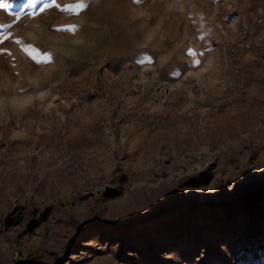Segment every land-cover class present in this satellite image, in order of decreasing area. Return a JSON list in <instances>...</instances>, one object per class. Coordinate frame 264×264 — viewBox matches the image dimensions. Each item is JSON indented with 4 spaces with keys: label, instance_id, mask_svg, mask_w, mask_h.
Here are the masks:
<instances>
[{
    "label": "rangeland",
    "instance_id": "obj_1",
    "mask_svg": "<svg viewBox=\"0 0 264 264\" xmlns=\"http://www.w3.org/2000/svg\"><path fill=\"white\" fill-rule=\"evenodd\" d=\"M0 2V100L20 102L0 111V264H264L251 0H215L206 62L177 77L135 44L207 0Z\"/></svg>",
    "mask_w": 264,
    "mask_h": 264
},
{
    "label": "crops",
    "instance_id": "obj_2",
    "mask_svg": "<svg viewBox=\"0 0 264 264\" xmlns=\"http://www.w3.org/2000/svg\"><path fill=\"white\" fill-rule=\"evenodd\" d=\"M209 10L194 2L186 10V18L174 19L175 27L166 23L164 7L141 32L143 38L135 44L132 60L138 64L153 65L158 71L177 77L188 70L201 68L208 55V40L215 25L212 11L215 0H207ZM168 27V28H167ZM196 60L200 64L195 63ZM41 90V87H38Z\"/></svg>",
    "mask_w": 264,
    "mask_h": 264
},
{
    "label": "snow or ice",
    "instance_id": "obj_3",
    "mask_svg": "<svg viewBox=\"0 0 264 264\" xmlns=\"http://www.w3.org/2000/svg\"><path fill=\"white\" fill-rule=\"evenodd\" d=\"M137 3H141L142 0H136ZM37 5V0H21L20 4H19V9L18 11H16L15 15H16V19H19L20 18V15L21 13H26L28 9H32V8H35ZM6 6L8 7H12V5H6L5 3L3 2H0V9H3L5 8ZM45 7H47L45 5ZM81 7H83V5H81ZM41 11H43L44 9L41 8L40 9ZM45 60H48L50 59V57H44ZM195 63L197 65L200 64V61L199 60H196Z\"/></svg>",
    "mask_w": 264,
    "mask_h": 264
},
{
    "label": "trees",
    "instance_id": "obj_4",
    "mask_svg": "<svg viewBox=\"0 0 264 264\" xmlns=\"http://www.w3.org/2000/svg\"><path fill=\"white\" fill-rule=\"evenodd\" d=\"M249 9L264 14V0H251Z\"/></svg>",
    "mask_w": 264,
    "mask_h": 264
},
{
    "label": "clouds",
    "instance_id": "obj_5",
    "mask_svg": "<svg viewBox=\"0 0 264 264\" xmlns=\"http://www.w3.org/2000/svg\"><path fill=\"white\" fill-rule=\"evenodd\" d=\"M19 106H20V102H18L15 98L10 100L7 105H5L2 100H0V111H3L5 107H11L12 110L15 111Z\"/></svg>",
    "mask_w": 264,
    "mask_h": 264
},
{
    "label": "bare ground",
    "instance_id": "obj_6",
    "mask_svg": "<svg viewBox=\"0 0 264 264\" xmlns=\"http://www.w3.org/2000/svg\"><path fill=\"white\" fill-rule=\"evenodd\" d=\"M182 80H180L179 82H181Z\"/></svg>",
    "mask_w": 264,
    "mask_h": 264
}]
</instances>
